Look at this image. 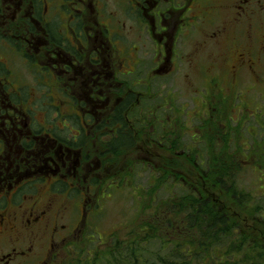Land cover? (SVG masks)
<instances>
[{
	"label": "rangeland",
	"instance_id": "obj_1",
	"mask_svg": "<svg viewBox=\"0 0 264 264\" xmlns=\"http://www.w3.org/2000/svg\"><path fill=\"white\" fill-rule=\"evenodd\" d=\"M171 1L173 5L169 0H148V9L140 17L134 10L136 5L130 4L128 0H103L105 5L102 17L96 18L100 24L99 28L110 27L112 34L122 39L121 45L126 46V49L128 46H134L131 47V55L142 61L138 75L142 85H138L137 90L145 97L144 103L158 109L157 114L167 113L166 120L169 119L171 125L168 127V124L164 123V126L161 121L151 124V121L142 135L140 123L146 125L150 116H136V121L139 119L140 122L136 125L133 123L130 128H133L134 133L137 132L139 139L132 146L101 158L95 178L89 181L98 186V207L95 215L83 229L81 228V233L75 235L77 239L74 243L63 247L56 262L100 264L103 260L101 255L109 249L111 257H117L118 247L120 248L118 244H121L123 251L130 241L137 239L134 235L138 234V239L144 237L146 222L154 225L156 218H161L162 215L158 212L166 210L162 207L166 205L168 198L185 193L186 188L182 186L181 181L189 177L196 178L192 175L196 172L202 176L206 174L202 168L207 167L208 156L204 152L200 153L202 143L196 141L204 126L209 130L212 129L211 124H215L216 129L220 127L219 114L210 112L215 113L221 108V105L218 108L214 105L215 96L223 99L225 105L222 106L227 108V111L224 110L226 116L223 120L229 121V130L234 134L230 138L229 148L233 149L235 146L237 153L236 148L239 149L242 143L247 152H252L254 146L261 152L264 146V0H252V5H247L249 10H246L249 15L239 19L235 26L229 15L217 11L216 6L222 4L220 0H209L208 4L205 0ZM154 7L167 13L161 20L165 31H159L160 26L156 27L158 32L152 30H155L153 25L159 23L158 18L154 17ZM10 11L9 9L8 13ZM5 29L7 30L8 26H5ZM215 29H222V32L212 38V30ZM7 36L9 41L0 40V60L7 63L13 79L20 81L24 88L29 86L25 92L31 98L25 101L23 108L30 113L35 112V117L37 116L42 124L47 122L49 125L55 123L60 126L61 116H65V119L70 120L66 123L69 128L74 127L77 118L71 116L73 114L69 110L70 103L66 101L61 104L58 100L52 101L44 97L46 87L36 82L34 69L23 57L24 54L21 56L19 50L15 52L11 49L14 42L12 36ZM157 61L159 63H156ZM210 74H218L217 86L207 83ZM107 83L113 85L114 78L109 79ZM51 85L52 81L49 83V89ZM112 87L117 93L115 85ZM49 103H53V107H49ZM207 105L210 106V111ZM157 128L161 131H155ZM154 132L156 135L152 134ZM157 137L162 138L161 141L154 139ZM215 138L222 143L218 136ZM173 139L181 148V151L176 149L177 153L166 147ZM96 140L98 141V138ZM101 146L97 143L94 148L100 147L97 150L99 152L103 150ZM185 149L189 153L190 161L177 155ZM259 154L254 158L257 156L259 159ZM242 159L243 156L238 158L241 163ZM250 161H247L246 165H252L254 161ZM164 169L171 170L172 174L165 178L160 177L161 170ZM252 170L240 171L238 183L240 186H246L249 191L253 189V194L256 195L253 203L262 206L264 170L259 171L255 167ZM177 175H180L181 181L174 184ZM109 183L112 184L107 186ZM73 200L81 205L78 197ZM226 207L237 226L232 230V237L237 234H251L258 238L264 248V234L258 232L261 229L264 233V226L257 224L250 209L242 203L235 202L234 205L229 201ZM261 210L263 211V208ZM263 212L261 214H264ZM155 225L156 228L160 227ZM161 230L163 231L161 228L157 231L151 228L148 233L156 235L155 232ZM197 230L198 228L193 227L191 232L198 234ZM165 235L166 232L163 236ZM82 236L89 241L81 240ZM143 243L141 242L139 256L144 255L145 259L142 257L140 264H147L145 260L148 264L183 262L170 252V248L159 251L156 239ZM185 261L191 262L190 254L185 257Z\"/></svg>",
	"mask_w": 264,
	"mask_h": 264
},
{
	"label": "flooded vegetation",
	"instance_id": "obj_2",
	"mask_svg": "<svg viewBox=\"0 0 264 264\" xmlns=\"http://www.w3.org/2000/svg\"><path fill=\"white\" fill-rule=\"evenodd\" d=\"M220 1L217 11L229 15L234 26L249 15L247 5H252V0ZM128 2L136 5L140 17L148 9V0ZM104 5L103 0H0V34L12 36L11 49L24 54L36 82L47 89L44 97L61 104L67 101L71 116L77 118L72 128L61 115L60 126L42 124L35 112L23 108L31 98L25 92L29 86L13 79L9 68L0 80V264H61L56 261L63 247L73 244L95 215L98 186L89 181L95 178L101 158L139 139L130 127L140 122L136 116H144L143 110L130 108L128 118L129 111L122 109L129 103L139 105L142 61L131 55L134 46L123 47L110 27L99 28L96 18L102 17ZM154 8L159 23L152 30L158 32L160 26L159 31H165L161 20L167 13ZM212 31L213 38L222 29ZM112 78L115 83L108 84ZM207 83L217 86L218 74H210ZM148 115L151 122L156 112L149 109ZM127 127L134 143L125 146ZM113 139L120 150H113L118 148L112 146ZM97 143L102 151L94 148Z\"/></svg>",
	"mask_w": 264,
	"mask_h": 264
},
{
	"label": "trees",
	"instance_id": "obj_3",
	"mask_svg": "<svg viewBox=\"0 0 264 264\" xmlns=\"http://www.w3.org/2000/svg\"><path fill=\"white\" fill-rule=\"evenodd\" d=\"M136 13L138 14L139 11ZM3 39L10 40L0 34V40ZM7 69V63L0 60L1 81L6 77ZM208 89L210 91L212 90L210 87ZM139 99V105L137 107L135 105V107L131 106L130 103L123 107L122 111H129L128 118L131 117L130 108L134 109L135 112L142 109L144 116L148 114L146 112H148L149 109H153L156 112V117L151 124L161 121L164 126V123H167L168 127L171 125L169 119L166 120V118H168L166 112L157 114L158 109L151 107L148 103H144L145 97L143 95L140 96ZM173 101L174 100L171 102L172 104ZM214 105L217 108L221 105L220 110L215 113L210 111L211 108L209 105L207 106L211 113L219 114L218 117L221 122L220 127L216 129V125L211 124L212 126L210 127L212 129L209 130L204 126L205 128L200 132V137H198L196 141L197 143H202V146H200L201 148H199L200 153L204 152L206 153L205 155L208 156L207 167L205 169L202 168L203 172L206 174L202 176L199 172L193 173L192 175L196 176V178H186L183 180L184 184L179 180L181 179L180 175H177L174 184L181 181L186 191L182 195H174L168 198V202L162 207L166 210H160L158 214L162 215L161 218L157 217L154 221V225L157 224L160 225V227L156 228V225L154 226L150 224V222H146L147 224L143 229L145 233L144 237L138 239V234L134 235L137 239L130 241L128 246H126L127 248L123 249V251H121V244H118L120 248L118 247L119 251L116 253L117 257H111L112 253L109 252V249L101 255L103 260L100 264H140L142 263V257L144 258V255L139 256L142 246L141 242L146 243L155 239L158 242L159 251L170 248V252H172L173 255L181 258V261H183L181 264H194V261L195 264H264V248L256 236H252L251 234L249 236L237 234L235 237H232V230L233 228L236 229L237 226L236 222H234L230 216L229 209L226 207L227 201L234 205L235 202L238 204L242 203L250 209V213L255 215L257 224L259 223L261 226H264V214H261L264 211V204L258 206L256 203H253L256 197V195L254 196L253 194V189L249 191L246 186H240L238 183L240 171L242 172L244 169L252 170L253 167L259 171L264 170V146H262L261 152L256 150V146H254L255 149H252V152H247L248 150L243 147L241 143L240 148H236L237 153H235V146L233 149L229 148L231 143L230 138H232L234 134L229 130V127H231L229 126V121L223 120L226 116L224 110L227 111V108L222 106L225 105V101L215 96ZM147 122H149V120ZM148 124H150V122L144 125V129L148 127ZM126 125V122H123V130ZM165 129H167V127H165ZM157 130L161 131L159 128L155 131ZM126 132L128 133L123 136V145H132L134 143V137L130 135L131 129L127 127ZM216 136H218V139L221 140L222 143L217 141L215 138ZM111 144L112 146L118 147L113 148V150L121 149L115 139L112 140ZM166 147L173 153L181 151L175 139L170 141ZM214 149L217 152H215ZM229 149H231L230 153H228ZM258 154L260 155L259 159L257 156L254 158V156ZM177 155L190 161L188 157L189 153L186 152V149ZM196 155L198 156L199 154ZM240 156H243L242 163L238 160ZM251 159L254 161H252V165H246V162ZM171 174V170L164 169L161 170L160 177L165 178ZM262 176L264 177V174H262ZM111 184L112 183H109L107 186ZM262 208L263 211L261 210ZM91 226L93 227V225ZM193 227L198 228V234L191 232ZM151 228L155 231L161 228L163 231L155 232L156 235H153L148 233V230ZM259 230L261 231V229ZM260 231L258 232L264 234ZM165 232L166 235L163 236ZM113 238L117 239L116 237ZM86 240L89 241L88 239ZM115 242L119 243L118 240H115ZM125 244H127V242ZM189 254L191 255V262L188 263L185 261V257ZM112 259L114 260L112 261ZM160 259L161 258H159V260ZM145 262L148 264L146 260Z\"/></svg>",
	"mask_w": 264,
	"mask_h": 264
}]
</instances>
